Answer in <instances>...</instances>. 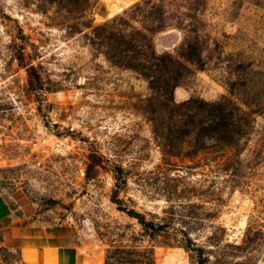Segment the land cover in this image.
Masks as SVG:
<instances>
[{
  "label": "rangeland",
  "instance_id": "rangeland-1",
  "mask_svg": "<svg viewBox=\"0 0 264 264\" xmlns=\"http://www.w3.org/2000/svg\"><path fill=\"white\" fill-rule=\"evenodd\" d=\"M115 1L0 0L10 220L103 264H264V0Z\"/></svg>",
  "mask_w": 264,
  "mask_h": 264
},
{
  "label": "crops",
  "instance_id": "crops-1",
  "mask_svg": "<svg viewBox=\"0 0 264 264\" xmlns=\"http://www.w3.org/2000/svg\"><path fill=\"white\" fill-rule=\"evenodd\" d=\"M3 169L0 165V179ZM0 182V248L18 254L12 262L0 252V264H103L93 248L63 241L57 234L48 233L39 227L25 226L10 220L13 210L1 200Z\"/></svg>",
  "mask_w": 264,
  "mask_h": 264
},
{
  "label": "bare ground",
  "instance_id": "bare-ground-1",
  "mask_svg": "<svg viewBox=\"0 0 264 264\" xmlns=\"http://www.w3.org/2000/svg\"><path fill=\"white\" fill-rule=\"evenodd\" d=\"M130 0H122V1H115V2H109L110 9H111V14L117 13L119 10L122 9L123 5L126 4Z\"/></svg>",
  "mask_w": 264,
  "mask_h": 264
},
{
  "label": "trees",
  "instance_id": "trees-1",
  "mask_svg": "<svg viewBox=\"0 0 264 264\" xmlns=\"http://www.w3.org/2000/svg\"><path fill=\"white\" fill-rule=\"evenodd\" d=\"M128 213L131 216L138 218L140 223L145 224V225L148 224V222L144 219V217L140 213L136 212L134 209H129Z\"/></svg>",
  "mask_w": 264,
  "mask_h": 264
}]
</instances>
